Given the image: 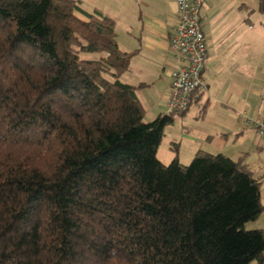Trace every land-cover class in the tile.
<instances>
[{
    "label": "trees",
    "instance_id": "obj_1",
    "mask_svg": "<svg viewBox=\"0 0 264 264\" xmlns=\"http://www.w3.org/2000/svg\"><path fill=\"white\" fill-rule=\"evenodd\" d=\"M131 57L79 0H0V264H264L260 179L161 163L173 116L144 121Z\"/></svg>",
    "mask_w": 264,
    "mask_h": 264
},
{
    "label": "crops",
    "instance_id": "obj_2",
    "mask_svg": "<svg viewBox=\"0 0 264 264\" xmlns=\"http://www.w3.org/2000/svg\"><path fill=\"white\" fill-rule=\"evenodd\" d=\"M79 1L86 10L99 9L115 19L118 46L132 53L122 81L137 87L139 99L150 91L157 97L154 105L166 107L169 73L177 65L169 48L177 24L175 0ZM247 1L205 0L200 10L208 53L202 71L205 85L193 92L190 107L179 114L181 141L170 149L182 165H188L185 161L191 162L199 150L232 160L244 156L261 181L264 204V140L244 121V117L264 118V25L262 20L257 25L251 21ZM113 8L119 20L111 15ZM232 145L234 151L228 149ZM253 222L250 229L264 230V212Z\"/></svg>",
    "mask_w": 264,
    "mask_h": 264
},
{
    "label": "built area",
    "instance_id": "obj_3",
    "mask_svg": "<svg viewBox=\"0 0 264 264\" xmlns=\"http://www.w3.org/2000/svg\"><path fill=\"white\" fill-rule=\"evenodd\" d=\"M205 0H175L176 28L169 39L177 65L170 71L171 87L166 103V115H178L188 110L192 94L204 87L202 78L208 56L205 36L200 21V10ZM258 139L264 140V118L244 117Z\"/></svg>",
    "mask_w": 264,
    "mask_h": 264
},
{
    "label": "rangeland",
    "instance_id": "obj_4",
    "mask_svg": "<svg viewBox=\"0 0 264 264\" xmlns=\"http://www.w3.org/2000/svg\"><path fill=\"white\" fill-rule=\"evenodd\" d=\"M84 4L88 5L87 2H85ZM245 4L248 8V9H245V11L249 10L251 21L253 23H255V25H257V24H260L259 22H260V20H262V25H264V13H262L259 9V0H248ZM89 10H91V9H89ZM110 12H111L112 16L117 17L116 11L114 10V8L111 9ZM118 20H119V18H118ZM262 43H264V42H262ZM88 57L94 58V56H90V55H88ZM145 96L146 97L144 98V100L140 98L143 101L142 104H143L144 109L146 111L145 116H144V121L149 122V121L154 120L159 115V113L166 114V112H167L166 107H163V108L161 107V109H160V108H158V106L154 105V101H156V98H157L155 93L150 92V91H148V92L146 91ZM164 100H166L165 97H164ZM173 120H174L173 124L166 127V129L164 131V136L162 138V141L159 145L158 152H157L158 160L160 162H162L164 165H169L173 161L174 157L177 158V153L172 152V150L170 148L171 147L173 148V146H174L172 143H177V142L181 141V136H182V132H183V129H181V127H180V123L182 122L181 116L174 115ZM228 149L231 151L233 149V151H234L236 148L234 145H232V146H229ZM182 152H184V150ZM180 153H181V151H180ZM184 155L185 154L183 153L182 156H184ZM185 162H187L185 164L190 163V161H185ZM261 174H262V169L256 171L257 176H260ZM253 223L254 222H249V223L245 224V229L247 231L253 230V229H250V227L254 225ZM250 264H255V262L253 261Z\"/></svg>",
    "mask_w": 264,
    "mask_h": 264
}]
</instances>
